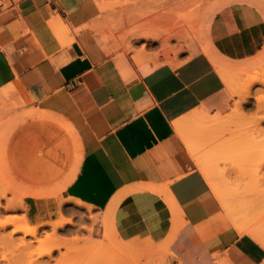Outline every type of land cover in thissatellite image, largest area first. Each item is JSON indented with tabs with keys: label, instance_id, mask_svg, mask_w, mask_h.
Returning <instances> with one entry per match:
<instances>
[{
	"label": "crops",
	"instance_id": "obj_1",
	"mask_svg": "<svg viewBox=\"0 0 264 264\" xmlns=\"http://www.w3.org/2000/svg\"><path fill=\"white\" fill-rule=\"evenodd\" d=\"M250 2L215 9L209 41L169 63L105 50L93 0H0V92L31 100L9 166L43 193L24 198L31 226L82 203L134 247L171 240L179 264H264V245L236 229L175 127L197 110L231 111L214 59L225 68L264 48V13Z\"/></svg>",
	"mask_w": 264,
	"mask_h": 264
},
{
	"label": "rangeland",
	"instance_id": "obj_2",
	"mask_svg": "<svg viewBox=\"0 0 264 264\" xmlns=\"http://www.w3.org/2000/svg\"><path fill=\"white\" fill-rule=\"evenodd\" d=\"M93 1L99 12L92 26L105 50L109 53H133L140 60L155 57L163 62H169L166 57V53H168L171 58L170 63H179L191 54L188 41L192 39L198 41L200 37L209 41L210 19L215 9L224 3L251 1L250 3L260 7L264 13V0ZM176 21L181 22L180 27L184 28V34L174 37L168 45L155 37V32L140 30L146 23L159 26L160 23L171 25ZM197 32L198 39L194 35ZM192 35L194 37H191ZM225 69L233 78V86L228 87L232 95V108L227 114L235 116L236 124L228 131L223 132L224 151L222 154L216 155L213 162L216 168L222 172V183H226L228 188L235 190L241 183H264V169L258 170V163L261 158H264V150H259L262 143L264 146V127L257 132L248 131L252 123H258L260 119L264 118V111L259 108L261 107L259 101H264V48L248 61L227 63ZM256 78L259 79V82L251 87L250 95L247 96L249 85ZM0 94L7 95L0 96V193H5V197L0 198V222L3 224L8 219L15 221L14 224H8L4 228L3 233H10L16 226H25L24 199L22 202L19 199V194L25 190L39 189L27 188V181H23L13 171L7 170V167L10 169L9 166L12 165L11 153L13 145L16 143L17 130L22 126L18 122V118H22V112L26 110L25 108L31 100L18 89L0 92ZM207 114L209 117H217V113L207 112ZM227 114L223 116L227 118ZM195 128V126L190 127L189 133L196 135L197 129ZM230 145L236 146L235 149L239 151L236 154L233 153L232 158L226 150ZM200 150L204 154L211 153L214 147L213 145H204ZM193 158L199 168L197 159ZM262 204L264 206V201ZM63 206L57 220L39 226L36 238L26 237L31 248L25 255L33 253L37 256L40 251L51 247L54 242L61 244L53 249L52 258L47 256L44 258L48 264H106L105 257L108 255L109 247L105 251H99L95 248L94 243L100 245L106 242L104 231L105 226L112 227L110 222L108 221L104 225L101 220L103 213L97 212L92 207L74 202H65ZM243 208L245 207L238 204L236 200L231 202L228 209L223 207L240 233L241 228L246 225H261L264 231V220L259 222L257 218H254L253 213ZM61 221L65 225L60 226ZM15 237L22 238L23 233L20 232ZM155 246L158 249L162 245ZM19 253L17 245L2 243L0 239V264H4V261L6 262L8 259L12 261L11 264H19ZM164 258L166 260V257ZM168 258H171L170 255ZM160 259L143 260L142 264H159L161 263ZM163 264H179V262L174 258Z\"/></svg>",
	"mask_w": 264,
	"mask_h": 264
},
{
	"label": "bare ground",
	"instance_id": "obj_3",
	"mask_svg": "<svg viewBox=\"0 0 264 264\" xmlns=\"http://www.w3.org/2000/svg\"><path fill=\"white\" fill-rule=\"evenodd\" d=\"M180 23H181L180 21H176L171 25L169 23L166 24L160 23L161 25L159 26L157 25L154 26L152 23H146L145 26H143V28L140 30L145 29L148 32H152V31L155 32L154 36L161 39L168 45L174 37H179V34H184V28L180 27L181 26ZM198 32L194 34L197 37V39L199 36ZM191 37L194 36L192 35ZM199 40L203 44L201 37L199 38ZM203 49L207 53H209L211 57H213V55L210 53L206 45L203 46ZM166 57H167V61H169L170 63L171 58L169 57L168 53H166ZM214 61L217 66V69L222 74L228 87L229 88L232 87L233 78L229 73V71L223 68L216 59H214ZM256 82H259L258 78H256L249 85V89L247 90V96L250 95L249 90ZM259 105H261V107L259 108H261V110L264 111L263 100L262 102L259 101ZM225 116L221 114H217V117H209L207 112H205V110L204 111L197 110L177 120L175 122V127L178 133L180 134V136L183 138L191 155L195 157V159H197L200 170L202 171L205 178L209 182V185L211 186L213 192L221 202L222 206L228 209L229 206H231V202L233 200H236L238 204L245 207L243 209L249 210L250 213H253L254 218H257L259 222L261 220L263 221L264 206L262 204V201H264V183H241L239 185V188L235 190L230 189L228 188V185L226 186V183H222L223 181L221 175L222 172H220L214 165L215 163L213 162V160L215 156L222 154L224 151V146L222 145L223 132L228 131L230 128L234 126V124H236L235 116L233 115L229 116L228 114H227V118H225ZM262 123L264 124V118L260 119L258 123L257 122L252 123L248 131L257 132L259 130H262V127H264ZM193 126L196 127L195 129H197L196 135H192L188 131L189 128ZM204 145H208V146L213 145L214 150H212L211 153L210 152L205 154L201 153L200 149ZM235 147H233L232 145L227 146L226 150L231 158L232 155L239 152L237 149H235ZM260 149L261 151L264 150L263 143L261 147L259 146V150ZM258 168L259 171L264 169V158L260 159L258 163ZM7 170L10 171L8 167ZM4 195L5 193H0V198L5 197ZM42 195L43 193H41L39 190H25L19 194V199L22 200L23 202V199L27 196H42ZM78 204L84 205L82 203H78ZM102 218H103L102 219L103 224L106 225V223L109 221V216L106 213H103ZM14 222L15 221L12 219H8L3 224H1L0 222V239L2 243L18 246V251L20 252L19 264H48V261L45 260L44 258L46 256L52 258L53 249L56 248L57 245H60L61 243L53 242L52 243L53 245H51V247L40 251L37 254V256H35L33 253H29L28 254L29 258H28V256L25 255V253L27 254V251L31 248V244L30 242L26 241V237L32 236L36 238L39 233V226H31L27 220V217L25 216V226L22 227L16 226L13 230H11L10 233H3L6 225L14 224ZM59 225L63 226L65 225V223L61 221ZM241 229H242L241 231L242 234H249L264 245V231L263 228H261V225L258 226L246 225L243 226ZM20 232L23 233V237L16 238L15 236ZM104 235L106 238L105 239L106 242L100 245L94 243V246L99 251H105L109 247L107 251L108 255L105 257L106 264H142L143 260L151 261L156 258H161L160 259L161 263L159 264H163L164 262L166 263L168 260L170 261V259H174L173 254L169 250V244L171 240L168 243L159 246L158 249H156V247L151 249H140L132 246L131 244L127 243L125 240L120 238L113 227L108 228L105 226ZM168 255H170L171 258H168ZM25 257L27 260L25 259ZM164 257H166V260ZM11 263L12 261L9 259L6 262L4 261V264H11Z\"/></svg>",
	"mask_w": 264,
	"mask_h": 264
}]
</instances>
